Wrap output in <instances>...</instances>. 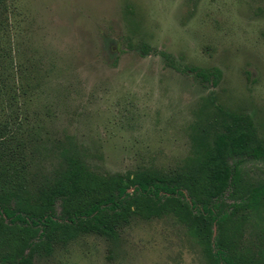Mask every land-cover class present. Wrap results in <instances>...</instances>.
Instances as JSON below:
<instances>
[{
    "label": "rangeland",
    "instance_id": "1",
    "mask_svg": "<svg viewBox=\"0 0 264 264\" xmlns=\"http://www.w3.org/2000/svg\"><path fill=\"white\" fill-rule=\"evenodd\" d=\"M0 8V50L20 70L26 122L47 140L43 169L55 164L53 144L69 137L103 174L174 172L191 155L189 125L209 97L250 117L264 138V0H5ZM215 69V86L197 75ZM242 168L264 182V162ZM129 193L134 212L117 241L90 231L46 249L14 227L0 233V264H217L208 219L177 199ZM242 231L237 245L248 249L250 220Z\"/></svg>",
    "mask_w": 264,
    "mask_h": 264
},
{
    "label": "trees",
    "instance_id": "2",
    "mask_svg": "<svg viewBox=\"0 0 264 264\" xmlns=\"http://www.w3.org/2000/svg\"><path fill=\"white\" fill-rule=\"evenodd\" d=\"M12 59L11 50H0V109L5 115L0 124L1 234L9 235L14 227L30 230L34 235L28 245L46 244V249L60 235L67 242L90 231L115 242L134 212L125 206L132 190L154 201L179 200L208 219L216 228L209 251L217 264H264V182L250 181L242 168L247 159L264 162V138L250 117L207 98L189 125L191 155L174 172L148 168L103 174L69 137L53 144L55 164L43 169L50 153L47 140L26 122V89ZM197 75L215 86L220 71ZM249 220L254 240L240 249L237 241Z\"/></svg>",
    "mask_w": 264,
    "mask_h": 264
},
{
    "label": "water",
    "instance_id": "3",
    "mask_svg": "<svg viewBox=\"0 0 264 264\" xmlns=\"http://www.w3.org/2000/svg\"><path fill=\"white\" fill-rule=\"evenodd\" d=\"M129 191H132V190H129ZM215 234H216V228L213 227V237L215 236Z\"/></svg>",
    "mask_w": 264,
    "mask_h": 264
},
{
    "label": "flooded vegetation",
    "instance_id": "4",
    "mask_svg": "<svg viewBox=\"0 0 264 264\" xmlns=\"http://www.w3.org/2000/svg\"><path fill=\"white\" fill-rule=\"evenodd\" d=\"M253 160V159H252Z\"/></svg>",
    "mask_w": 264,
    "mask_h": 264
}]
</instances>
